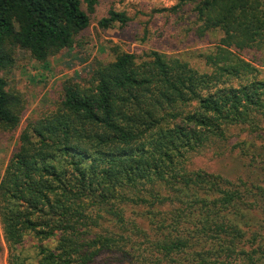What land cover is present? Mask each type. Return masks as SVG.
Segmentation results:
<instances>
[{
	"label": "trees",
	"instance_id": "obj_1",
	"mask_svg": "<svg viewBox=\"0 0 264 264\" xmlns=\"http://www.w3.org/2000/svg\"><path fill=\"white\" fill-rule=\"evenodd\" d=\"M184 1L195 3L202 33L222 32L205 55L208 72L173 55L152 51L139 61L119 51L81 83L66 81L54 109L21 130L0 180L13 264H99L104 253L112 255L104 264H264V184L244 195L188 167L191 154L225 141L232 126L264 122L261 1ZM82 2L86 11L81 0H0V130L16 129L25 108L6 77L19 52L45 63L80 45L97 0ZM127 21L110 9L97 24ZM243 51L261 56L234 53ZM188 101L195 107L184 114L163 109ZM129 205L142 213L129 214ZM255 206L263 216L251 222ZM25 241L33 252L23 251Z\"/></svg>",
	"mask_w": 264,
	"mask_h": 264
},
{
	"label": "rangeland",
	"instance_id": "obj_2",
	"mask_svg": "<svg viewBox=\"0 0 264 264\" xmlns=\"http://www.w3.org/2000/svg\"><path fill=\"white\" fill-rule=\"evenodd\" d=\"M260 1L264 12V0ZM81 7L86 11L82 0ZM194 7L195 3L184 0H97L94 12L89 14L90 25L83 32L80 45L61 50L45 63L20 51L6 77L9 87H15L23 94L25 108L16 129L0 130V180L9 159L19 146V134L28 120L54 109L55 102L62 95V85L66 81L81 83L88 79L96 61H110L119 51L133 53L139 61L150 60V53L156 51L177 56L199 71L208 72L210 66L206 63L205 55L216 45H221L219 39L222 32L202 33ZM110 9L124 12L128 21L124 25L115 23L108 29L100 28L98 20L106 16ZM234 53L244 59L261 56L256 51ZM256 67L259 70L257 77L264 78V67ZM0 75L5 76L2 71ZM194 107L195 101H188L172 103L163 109L184 114ZM189 158L190 169L217 174L234 186L238 185L244 195L258 194L257 186L264 184V122L254 130L240 125L232 126L225 141L191 154ZM138 209L128 206L129 214L135 211L142 213V208ZM253 210L250 211L251 222H256L263 213L257 206ZM145 216L141 214L137 220L147 229L149 223ZM23 251L33 252V242L25 241ZM14 253H18V249H9L0 223V264H13ZM108 255L104 253L99 264L112 259L109 258L112 255Z\"/></svg>",
	"mask_w": 264,
	"mask_h": 264
}]
</instances>
